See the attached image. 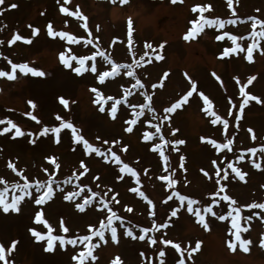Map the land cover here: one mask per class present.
Wrapping results in <instances>:
<instances>
[{"label":"rangeland","instance_id":"obj_1","mask_svg":"<svg viewBox=\"0 0 264 264\" xmlns=\"http://www.w3.org/2000/svg\"><path fill=\"white\" fill-rule=\"evenodd\" d=\"M11 3L18 4V7L8 8ZM197 4L212 6L211 11L204 13L208 18L239 19L235 25L226 24L222 29L205 26L203 32L194 40L185 41L183 36L191 27L190 21L199 15L191 10ZM65 6L70 11H75L76 6H79L80 11L88 18L86 23L91 36L84 29L83 21L59 11L60 4L57 0H5V4L0 5L2 12L0 40L4 41L0 44V69L10 71L7 60H11L13 63H28L47 74L45 77H33L30 74L25 76L17 73L15 80L0 77V120L10 119L25 132V136L19 138H13L14 130L0 135V177L9 184L23 182L17 173L7 167L8 163L12 162L29 181L33 179L45 181L55 171L45 157L55 156L60 164L59 170L55 171L53 176L56 194L50 202L36 206L26 198L21 203L19 214L12 212L4 214L0 211V243L7 248L11 241H18L15 250L6 254V258L11 264H76L72 257L83 249V245H77L75 248L66 245L65 248H60L57 242L56 252L48 253L44 251L46 242H37L28 229L35 227L38 231L47 232L48 229L43 224L37 225L33 220L37 208L43 207L45 219L52 225L53 235L75 237L87 234V225H98V219L105 218L107 214L105 209L98 206L99 197L94 198L83 213L75 208V203L82 202L90 188L101 195L107 192L105 200L109 201V207L123 218L124 225L139 226L133 229L137 236L141 234L139 229L151 227L153 220L157 224L167 222V228L148 234L158 238V247L164 248L166 252V264H177L180 254L172 245H160L161 236L181 245V249L185 250V264H264V248L259 245L260 238L264 236V210L242 208L241 228H247L248 231H241V237L251 240L252 243L247 246L249 248L247 253L243 252L239 244L237 250L233 252L226 246V241L231 235L230 221H218L208 214L205 218L210 224V230L205 231L196 222V218L187 213L186 202L177 217H171V208L177 207L179 201L173 198L164 203L172 189L166 188V182L159 179V176L167 175L175 169L174 178L178 181L175 189L181 194L199 200L200 205L194 207L200 206L202 209V206L210 203L212 199H219L210 195L218 188L214 183L215 168L211 164L212 160H216L229 174L228 179L221 180V183L228 185L226 192L238 205L264 202V153L260 151L261 146H264V103L250 101L237 122L235 116L239 114L238 108L242 97L234 79L239 77L243 84L248 77L256 76L257 79L246 91L264 101V55H261L259 50L264 48V38H256L259 40V48L253 50L254 60L251 63L245 56L252 38L237 41L245 52L233 53L225 58H220L223 49L234 45L228 36L222 41L215 39L225 32L238 37L248 36L252 31L248 17L264 19V0H233L235 16L232 15V9L228 8L227 0L183 2L177 0L175 4L172 0H127L123 4L120 0H115V3L113 0H70ZM129 20L132 21L131 52L128 45ZM49 23H52L56 31H67L79 37V43L69 44L59 37H49L47 34ZM28 25L39 28V34L32 36V29ZM17 32L31 39L32 43L17 41L15 44H8V40ZM88 39H92L93 43L88 44ZM145 43H151L157 49L159 44L164 43L165 59L155 61L151 49L145 48ZM97 51H104L115 62L121 64L139 61L141 56L148 52L152 62H141V66L134 69L137 78L145 87L132 89L131 85L135 80L124 75L123 70L118 77L106 79L101 85L96 76L101 71L110 70L111 66L99 56L95 61L97 73L89 71L82 76L65 68L59 60L61 52L66 56H91ZM148 59V56L144 57L145 61ZM72 63L73 66H77L75 61ZM92 63V60H87L85 66L90 67ZM165 72L169 75L163 79V87L153 89L151 85L158 84ZM185 72L197 83V92L203 91L213 101L212 111L222 119H227L229 126L225 132L221 123L212 125L210 121L214 117L202 110L203 101L194 93L188 104L170 114V123L164 121L161 125V132L166 140L185 141L183 145L176 146L178 151H172L171 144L165 147V155L169 157V171L165 173L164 164L158 154L150 150L152 143H159L158 138L146 142L142 135L144 131H155L145 121L152 120L154 114L163 115V108L170 106L189 90L191 86L184 76ZM213 72L221 77L223 86L211 75ZM92 87H97L105 95L117 98L123 96V89L127 88L133 93L128 96V103L137 105L144 103L143 93L147 92L152 95L155 113L145 110L133 132L127 133L124 131L127 126L124 121L132 118L131 109L121 104L118 106L117 119L113 121L107 113L111 101L105 106V113L99 112L98 105L93 103L95 94L91 91ZM60 96L69 100L68 109L59 103ZM29 100L37 104L36 109L30 107ZM229 100L236 105L235 108L231 106ZM28 112L36 115L40 123L26 115ZM57 114L77 126L90 143L102 149L111 147L124 162L137 171L140 190L144 191L155 204L156 216L149 215L151 209L146 201L129 191L130 187H137L135 178L125 173L124 179L118 180L117 176L120 175L118 166L110 162L105 163L103 158L96 156L95 153L91 156L86 155L82 145L73 143L70 130H62L59 144L54 142L51 133L48 136L40 135L41 129L45 126H59ZM152 123H159V120H152ZM6 126V123L0 124V129ZM173 128L179 131L172 134ZM249 128L253 130L255 140L251 138ZM28 133L33 135L29 136ZM97 136L100 137L99 141L95 139ZM201 137L215 139L218 143H226V138L232 139V150L222 149L217 152L202 141ZM33 139L36 140L35 144L30 142ZM105 139L109 140V145L102 143ZM112 140H119L120 143L112 145ZM124 145H127L126 152L121 151ZM253 147L257 149L255 154L247 151ZM180 156L185 157L186 171L179 167ZM240 156L244 159H238ZM81 160L89 169L83 176H79L83 171L79 165ZM254 160L261 164L260 169L254 166ZM229 163L247 173L245 181L235 177L227 167ZM44 168L49 169V172H43ZM201 169L207 171L213 180L205 177ZM74 171L79 178L74 179L72 183H64ZM95 176H99V179H93ZM77 183L87 185L81 197L71 202L63 200L64 192L76 190ZM57 184L63 188V192L56 188ZM109 188L111 191H108ZM114 193L118 194L116 199L119 203L112 201ZM10 196L11 193L9 198ZM226 204L227 202L221 201L219 205L213 206V210L222 214L227 211ZM127 207H131L132 211L128 212ZM249 216L251 219H248ZM61 219L68 227V233L62 232ZM114 226L117 227L119 243L112 242L110 232H106L105 239L108 243L100 242L93 250L96 259L93 261L89 258L85 264H111L116 256L121 258L123 264H148L149 260L151 264H158L156 247L150 246L147 238L145 241H139L123 235L124 228L120 227V221H114ZM97 240L98 238L94 237L92 242L96 243ZM196 241H201V247L192 253V259L189 260L187 249L194 247ZM141 252L145 253L143 257L140 256Z\"/></svg>","mask_w":264,"mask_h":264},{"label":"snow or ice","instance_id":"obj_2","mask_svg":"<svg viewBox=\"0 0 264 264\" xmlns=\"http://www.w3.org/2000/svg\"><path fill=\"white\" fill-rule=\"evenodd\" d=\"M127 2V0H120V3L123 4ZM177 0H172V3H176ZM180 2H183V0H180ZM57 3L60 4L59 11L63 14H67L68 16L76 17L79 20L83 21V27L86 31H88V25L86 23L87 16L83 15V13L80 11L79 6H76L75 11H70L67 5L70 3V0H63V3H61V0H57ZM113 3H115V0H113ZM5 0H0V5H4ZM227 6L229 9H232V15L235 16V9L233 8V0H227ZM18 7V4L11 3L8 5V8L16 9ZM212 6L210 4L207 5H194L192 7L193 13H199L198 17L191 20V27L187 30V32L184 34L183 39L185 41H192L194 40L201 32H203L205 26L208 27H217V28H224L226 24H232L235 25L237 23V19H221L219 17L217 18H208L204 15L205 12L211 11ZM259 11V10H257ZM2 14V12H0ZM248 20L251 21V29L252 31L248 34L246 37H238L236 35H232L230 33H223L222 35H218L215 37L216 40L222 41L224 40L225 36H228V38L231 40L233 47H226L223 49L220 58H225L231 56L233 53L238 52H245V49L241 46L240 43H237L238 40L252 38V43H250L246 49V56L245 59L248 62H253V50L259 48V40L256 39L264 38V19H259L255 16L248 17ZM67 23V21L65 22ZM259 26V31H257V28ZM29 28L32 29L31 35L36 36L39 34L40 29L34 28L32 25H28ZM98 30V26H97ZM47 34L49 37L56 38L59 37L62 40L67 41L69 44L72 43H79L80 38L77 36L72 35L71 33L67 31H56L53 28L52 23H49L47 25ZM88 35L91 36V32L88 31ZM98 39V38H97ZM17 41H22L25 44H31L32 40L29 38H26L25 36L19 34L18 32L13 34L11 39L8 40V44H15ZM4 41L0 40V44H3ZM88 44H92L93 40L88 39ZM128 45H129V51L131 52V45H132V21H128ZM165 44L161 43L157 47H153L151 43H145V48L151 49L152 54L154 55L155 61H163L165 59V56L163 54ZM260 54L264 55V48L259 49ZM99 56L102 58L104 62L109 64L110 70H104L101 71L97 76L96 79L98 82L103 85L106 81V79H115L121 74V71L123 70L124 75L128 77H132L135 80V83L131 85L132 89H143L145 86L141 82L139 78H137L136 73L134 69L136 67L141 66V62L144 63H151V57L149 56L148 52H145L143 56H141L140 60H133L131 64H121L115 62L110 55L106 54L104 51H97L91 56H78V55H71L66 56L64 52H61L59 55V60L61 64L65 67L70 69L73 73H75L78 76H82L85 72H91V73H97V65L95 63L96 57ZM148 56L149 59L147 61L144 60V57ZM5 59H7L5 57ZM92 60L93 63L90 67H86V61ZM72 61L76 62L77 66H73ZM8 65H10V71L0 69V77L7 78L8 80H15L17 79V73L23 74L25 76L31 75L33 77H45L47 74L36 67L30 66L28 63H13L11 60H7ZM169 75L168 72H165L163 74L162 79L158 84L154 83L151 85L153 89L159 87H163V79L166 78ZM217 81L220 82L221 86H223V81L221 80V77L218 76L215 72L211 74ZM184 76L188 80L190 84L189 90H187L183 95H181L177 100H175L173 103H171L170 106L163 108V115L157 116L153 115L152 120H159V123H152V120L145 121L151 128L155 129L154 132L151 131H144L142 135V139L146 142L153 141L154 138H158L159 143H152L150 150L152 152H155L158 154L159 158L164 164V172L168 173V160L169 157L165 155V147L168 144H171L172 151H178L177 145H183L185 141L183 139H176L174 141L166 140L164 135L161 132V125L164 121H168L170 123V114L175 113L178 109H181L184 105L189 103V99L193 96L194 93H197L199 98L203 101V111L206 114H209L210 116H213L214 118L211 119V124L216 125L218 122L223 125V128L226 132L229 121L227 119H222L221 116L217 115L214 111H212L213 108V101L209 98L208 95H206L203 91L197 92V83L191 78V76L188 75L187 72L184 73ZM236 84L239 86V95L242 97V100L239 103L238 112L239 114L235 116V120L238 122L242 114L244 112V108L246 105L249 104L250 101H255L257 104L264 103V101L261 100L260 97L251 94L250 92L246 91L249 85L253 84V81L257 79L256 76H250L247 78L246 83H241L239 77H234ZM91 91L95 94V100L93 101L94 104L98 105V110L101 113H105L106 111V105L109 104L111 101L110 107L107 109V113L110 116V118L115 121L117 119V114L119 111L118 106L121 104L126 105L127 108L131 109L132 118L126 119L124 123L127 125L124 128V131L127 133H132L134 130V126L138 123L139 118L142 117L145 113V110L155 113V109L152 107V95L148 94L147 92L143 93L144 97V103L142 104H129L128 103V96L132 95L133 93L125 88L123 89V96L117 98L113 95H105L100 89L97 87H92ZM59 103L63 105L65 109L69 108V100L66 99L64 96L58 97ZM229 103L233 108L236 107L235 104L232 103L231 100H229ZM28 104L32 109H36L37 104L33 102L32 100L28 101ZM139 109V110H137ZM26 115L30 116L33 121L36 123H40V120L36 115H33L32 112L26 113ZM232 115V112H229V116ZM56 120L59 121V126L56 127H48L45 126L41 129L40 135L41 136H48L50 133L52 134L54 138V142L56 144H59L61 142V132L64 129H68L71 132V139L73 143L79 144L83 146L84 152L86 155L91 156L93 153H95L96 156L102 157L105 163H112L114 165L118 166V172L120 175L117 176L118 180H123L124 175L123 174H130L131 177L135 178V183L137 187H130L129 191L132 193L138 194L140 198H142L144 201L147 202V204L150 206V216H156L155 211V204L149 197L145 194L144 191L140 190V179L137 171L131 167L128 163L124 162L121 159V156L117 154L116 151H113L111 147H108L107 149H102L101 147H97L94 144L90 143L88 139L85 138L84 135L81 134V130L77 128L71 121L65 120L63 117H61L59 114L56 115ZM7 124L6 127H3L0 129V135L4 133L11 132L14 130L13 138H19L24 137L25 132L19 127L16 123H14L12 120H0V124ZM238 127V123L236 125ZM179 129L173 128L171 129L172 134H175L178 132ZM250 133H252L251 138L253 140L256 139L255 134L253 133L252 129H248ZM27 135L32 136V133H28ZM96 140H100V137L97 136L95 138ZM202 141H205L207 144L212 146L213 149H215L217 152H219L222 149H228L231 151V145L233 144L232 139L226 138V143H218L217 140L212 138H206L201 137ZM32 144L36 143V140L33 139L30 141ZM104 145H109V140H103L102 142ZM119 140H112L111 144L116 145L119 144ZM122 152L127 151V145H124L121 149ZM248 152L255 154L257 152V149L255 147L250 148L247 150ZM261 153H264V146H261L260 149ZM180 163L179 167L181 169H184V156H180ZM238 159L243 160L244 157L240 156ZM45 160H47L54 168L55 171H58L60 168V164L57 161V158L55 156H46ZM211 164L215 168V177L214 183L218 186L217 190L211 193L210 195L213 197H219V199H212L210 203L207 205L202 206V209L200 206L194 207V205H200V201L194 198H191L188 195L181 194L179 191L175 189V185L178 183V181L174 178L175 169H172L171 173L167 175H161L159 176V179L161 181L166 182L165 186L168 189H172L171 194H169L166 199L164 200V203H167L168 201L173 200L175 198L179 201V204L177 207L171 208V217H177L178 213L180 212L181 208L185 206L186 202V211L189 214H192L196 218V222L200 224L205 231L210 230V224L206 220V215L210 214L212 217H215L218 221H230L231 229H229L231 235L229 239L226 241V246L230 251L235 252L237 250V244H239V247L243 250V252L247 253L249 251V248L247 247L252 243L249 239H242L241 237V231L247 232V228H241L240 219H241V210L242 208H248V209H262L264 210V202L260 203H248L245 205H238L237 201L229 196L226 192V189L228 187L227 184L221 183V180H227L228 179V172L221 168L216 160H212ZM254 166L257 169L261 168V164L257 163L255 160L253 161ZM80 168L83 169L79 173V176L85 175L89 171L88 167L85 165V162L81 160L79 162ZM7 167L11 169L13 172L17 173L21 177L22 183L15 182L9 184L7 180H5L3 177H0V185H3V187H0V211H2L4 214H8L10 212L19 214L21 211V203L25 201L27 198L28 200L32 201L34 205L36 206H43L46 205L48 202H50L55 194L56 189L53 188V176L55 175V171H53L47 178V180L42 181L38 179H33L31 181L28 180L26 176L23 175L22 172L18 171L15 167V164L12 162H9ZM228 168L231 169L232 173L235 174V177H238L239 180L245 181V177L247 173L241 171L239 167H234L232 163H229L227 165ZM43 172L48 173L49 169L44 168L42 169ZM186 171V169H184ZM204 176L207 177L209 180H213V177L209 175L207 171L204 169H201ZM145 172H147V169H145ZM223 172V175L221 173ZM79 176H77V173L74 171L72 175L67 178L64 183H72L74 179H78ZM93 179H99V176L93 177ZM56 188L59 189L61 192H63V188L60 187L59 184L56 185ZM87 188V185H81L79 183L75 184L74 191H67L64 192L63 200L65 201H75L76 198L81 197V193L84 191V189ZM108 191H111L109 188ZM11 193V196L9 198V194ZM118 194H113L112 201L115 203H119V200L116 199V196ZM107 196V192H105L103 195H101L98 192L92 191L90 188H88V195H85L83 197V201L79 203H75V208L79 210V212L83 213L86 210V206L92 204L93 199L96 197H99L98 206L106 210V217L102 219H98V225L94 226L92 224L87 225V234L75 236V237H65L63 235H53V228L52 225L49 224L48 220L45 219V211L43 207H38L37 210L34 212V223L37 225L43 224L48 230L46 233L38 231L35 227H29L28 231L31 233L32 237L35 238L37 242H46L44 246V251L48 253H55L57 250L56 244L59 243L60 248H65L66 245H72L73 248H75L77 245H83V249L77 254L72 257L74 261H76V264H85V261H87L89 258L91 260H95L96 256L93 255V250L99 246L100 242H103L105 244L108 243V240L105 239L106 232H110V239L114 243H119L118 239V233H117V227L114 226V221H120V227L124 228L123 235L133 239V240H139V241H145L147 238V242L150 246L156 247V256L158 257V264H166L165 257L166 252L164 248L158 247V238L148 235L149 233L159 231L162 228H167L168 223H160L157 224L155 220H153L151 227H142L140 228V235L137 236L134 232V228L139 227L138 225H132V226H125L123 223V218L118 216L115 211H113L112 207H109V201H106L104 197ZM221 201L227 202L226 208L227 211L223 212L222 214H218L216 211L213 210L214 205H219ZM126 210L128 212L132 211L131 207H127ZM170 219V218H169ZM248 219H251V216L248 217ZM60 228L62 232L68 233L69 229L65 226L63 219L60 220ZM98 238L96 243H93V238ZM18 241L13 240L11 241V244L9 247L5 248L4 244L0 243V262H3V264H11V262L6 258V254L11 253L13 250H15L17 246ZM159 244L160 245H172V247L175 249L177 253H179V259L177 260V264H185V257H184V251L181 249V245L179 243H174L171 240L163 239L161 236L159 238ZM260 247L264 248V236H262L259 240ZM201 247V241H196L195 246L187 249L188 252V259H192V253L198 251ZM145 253L141 252L140 256H144ZM111 264H123L121 258L119 256H116L112 261ZM148 264H151V260L148 261Z\"/></svg>","mask_w":264,"mask_h":264}]
</instances>
